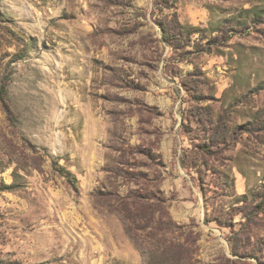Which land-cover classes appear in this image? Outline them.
Wrapping results in <instances>:
<instances>
[{
    "label": "rangeland",
    "instance_id": "374dc122",
    "mask_svg": "<svg viewBox=\"0 0 264 264\" xmlns=\"http://www.w3.org/2000/svg\"><path fill=\"white\" fill-rule=\"evenodd\" d=\"M1 89L0 264H264V0H0Z\"/></svg>",
    "mask_w": 264,
    "mask_h": 264
},
{
    "label": "trees",
    "instance_id": "16d2710c",
    "mask_svg": "<svg viewBox=\"0 0 264 264\" xmlns=\"http://www.w3.org/2000/svg\"><path fill=\"white\" fill-rule=\"evenodd\" d=\"M4 93H5V90L4 89H1L0 90V99L2 102H4ZM70 175V174H69ZM14 186H4V189H13Z\"/></svg>",
    "mask_w": 264,
    "mask_h": 264
}]
</instances>
